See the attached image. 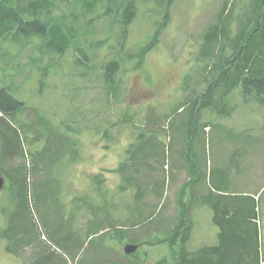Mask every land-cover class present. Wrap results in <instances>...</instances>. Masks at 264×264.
<instances>
[{
    "label": "rangeland",
    "instance_id": "374dc122",
    "mask_svg": "<svg viewBox=\"0 0 264 264\" xmlns=\"http://www.w3.org/2000/svg\"><path fill=\"white\" fill-rule=\"evenodd\" d=\"M84 1L87 0H62V8L72 5L81 13V23L91 20L94 40L107 36L112 19L104 16V0H89L88 8ZM162 1L166 4V0H138L139 12L129 27L127 43L136 53L138 44L146 42L166 19L167 24L158 44L139 67L137 59L125 64L129 70L124 74L119 100L109 99L103 81L97 78L101 64L119 55L108 48L91 50L87 46L90 53L97 55L94 69L88 71L75 64L77 55L70 49L61 60L55 59V72L45 92L40 95L34 90L30 107L20 120L31 125L27 133L30 139L24 134L23 146L33 154L38 170L43 161L59 159L65 145L61 137L48 136L45 140L40 136L41 116L51 121L50 126L60 127L62 134L69 135L72 140L68 139L67 150L70 141H79L81 154L77 162L59 168L61 183L48 172L34 170L33 160L25 157L24 163L32 169L27 199L30 206L28 210L22 208L24 221L17 225L16 220L14 226L16 232L29 231L36 244L16 246L18 252L25 251L24 259L7 249L9 242L0 238V264H28L27 258L35 256L33 249H41V255L36 257L38 264H175L174 249L182 246V238L178 236L172 242L165 241V237H172L171 231L178 223V206L183 203L180 197L197 178L194 171L201 173L200 182L224 186L229 197L232 193L258 194L257 216L264 220V100L248 101L238 89L229 98L226 115L206 108L197 98L221 74L205 71L207 61L199 52L206 30L218 23L225 0H173L168 18L165 7L159 4ZM250 1L231 0L232 13L226 17L231 31L243 24L249 27L248 18L253 13ZM117 28L121 30L119 24ZM87 39L88 44L93 38ZM206 74L210 76L209 83L204 81ZM226 88V84L216 88V92L220 91L216 103ZM189 98L195 102L192 108L186 104ZM69 126L80 134L68 130ZM107 129L109 137L105 135ZM142 140H146L143 150L132 159V151ZM3 146L0 136L1 153ZM100 172L114 197L112 219L124 230L119 237L112 232L87 240L88 223L94 215L84 209L73 219L71 207L91 185L95 188L90 175ZM125 176L135 182H126ZM10 195L6 189L0 194V228H5L14 216V212H4L11 205ZM190 195L186 202L192 199ZM191 205L190 202L187 220L191 218ZM184 209L183 203L181 211ZM167 214L173 222H168ZM192 233L191 230L187 242L190 249L194 248ZM62 243L69 247L64 249ZM128 243H139L140 247L126 254ZM261 243L264 247V236ZM77 248L80 251L75 258L72 251Z\"/></svg>",
    "mask_w": 264,
    "mask_h": 264
},
{
    "label": "trees",
    "instance_id": "16d2710c",
    "mask_svg": "<svg viewBox=\"0 0 264 264\" xmlns=\"http://www.w3.org/2000/svg\"><path fill=\"white\" fill-rule=\"evenodd\" d=\"M172 2L173 0H166V4L163 1L159 3L165 7L167 18L168 8ZM84 5L88 8L89 0L84 1ZM223 5L218 23L212 24L206 30L199 52L207 61L204 70L207 72L216 70L221 74L211 82L208 91L204 90L205 93L197 94V98L198 102L202 100L206 108L217 109L220 113L228 115L229 111L226 107L229 98L233 97L238 89H242L241 93L245 99H249L248 101L264 100V0L250 1L249 5L252 6L253 13L248 18L249 27L243 24L241 28H236V31L230 30V22L228 27L226 25V17L232 13L231 6L234 4L231 5V0H225ZM102 9L104 16L112 19L111 30L107 36L94 40L93 22L87 20L81 23V13L72 5L62 8V0H0V136L4 142L3 152H0V172L6 179L4 190H9L11 193V205L4 209L5 215L8 211L10 214L14 212L7 226L0 228V238L9 242L7 249H11L13 254L24 259H26L25 251L18 252L19 247L21 248L20 243H25V246H35L36 242L29 231L16 232L17 226H14L17 221V225L24 221L22 208L25 207L28 210L30 206L27 199H29V188L32 186L30 177L32 169L28 168L23 160L27 156L33 160L34 170L35 168L38 170V166L33 154L30 152L28 154L23 146L26 143L23 136L24 134L27 136V133L31 131V125L20 120V116L30 107L34 90H37L40 95L45 92L48 80L55 72V59L61 60L70 49L73 48L77 55L75 64L82 68L86 67L88 71L94 69L97 55L94 52L90 53L87 46L91 50L108 48L110 51L119 52V55L111 56L101 64L97 78L103 81L107 97L109 99L115 97L119 100L124 89V74L129 70V66L125 67V64L137 59L136 65L139 67L148 52L158 44L162 28L167 24L166 19L146 42L138 44L136 53L127 43L129 27L139 12L138 0H104ZM118 24L121 30L117 31ZM87 37L93 38L88 44ZM82 38H86V43L81 42ZM111 41H115V44L112 45ZM209 75L206 74L204 77L206 83H209ZM223 84H226L228 89L221 92L220 101L216 103V96L220 93V91L216 92V88ZM194 103L193 99L189 98L186 104L192 108ZM197 112L191 115V120ZM40 120V136L42 134L45 140L48 136L61 137L65 145L59 159L43 161L38 171L48 172L57 183H61V175H57V171L61 172L59 168H67L71 162L78 161L81 154L79 141H70V147L67 150L66 143L70 139L69 135L62 134L60 127L50 126L49 119L41 116ZM68 130L80 134V131L71 126ZM105 135L110 136L109 129L105 131ZM31 139L33 140V137ZM145 141L137 143L136 150L132 151L133 154L131 152L132 156L143 150ZM132 159L136 158L133 156ZM125 179L126 182H135L130 177L125 176ZM224 180L225 177L222 178L223 184ZM90 182L95 185V188L91 185L83 196L75 198L71 207L73 219L77 218L79 213L82 214L81 211L84 209L94 215L88 223L87 240L112 232L119 237L124 229L116 226L112 219L114 197L106 188L107 179L104 173L90 175ZM223 187L217 190L225 192ZM25 200L26 205H24ZM256 203L253 196L231 195L225 202V206L218 211L221 220L218 216L216 218L222 227L221 247L214 250L206 249L198 256H194L187 245L193 223L186 218L188 205L187 202L184 203L185 209L181 211L180 219L171 231L172 237H165V241L172 242H175L178 236L182 238V246L174 249V263L257 264L259 239L254 222L257 219ZM99 213H102L104 217H101ZM114 239L116 237H113ZM61 247L65 249L69 246L62 243ZM80 249L72 251L75 258ZM33 250L35 256L31 260L27 258L28 264H38L39 258L36 257L41 255V249Z\"/></svg>",
    "mask_w": 264,
    "mask_h": 264
},
{
    "label": "crops",
    "instance_id": "0c3cea01",
    "mask_svg": "<svg viewBox=\"0 0 264 264\" xmlns=\"http://www.w3.org/2000/svg\"><path fill=\"white\" fill-rule=\"evenodd\" d=\"M197 178L194 183L187 187L181 194L183 203H186L189 193L192 196L191 202V218L192 221V238L194 239V248L190 249L194 256L199 255L201 252H205L206 249L214 250L219 249L221 246L220 233L222 227L217 221V216L220 219L218 211L225 206V202L229 200L228 192H222L217 190L213 183H202L200 182L201 173L194 171ZM199 181V182H198ZM225 195V196H224ZM233 196V193L231 194ZM256 201L258 194L251 195ZM190 202H187L189 205ZM183 203L181 205H183ZM181 205L178 206L177 220L179 221L181 215ZM187 207V206H186ZM168 222H173V217H168ZM255 227L258 230V241H259V259L257 264H264V254L262 253L261 239L264 236V220L257 216L254 220ZM196 256V257H197Z\"/></svg>",
    "mask_w": 264,
    "mask_h": 264
},
{
    "label": "water",
    "instance_id": "95a60500",
    "mask_svg": "<svg viewBox=\"0 0 264 264\" xmlns=\"http://www.w3.org/2000/svg\"><path fill=\"white\" fill-rule=\"evenodd\" d=\"M6 185V179L3 176V174L0 172V194L2 193V191L4 190V187ZM140 247L139 243H128L125 246V253L126 254H132L134 252H136Z\"/></svg>",
    "mask_w": 264,
    "mask_h": 264
}]
</instances>
